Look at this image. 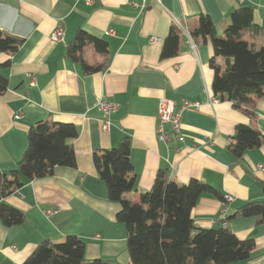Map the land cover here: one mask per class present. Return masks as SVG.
Returning <instances> with one entry per match:
<instances>
[{"label": "crops", "instance_id": "1", "mask_svg": "<svg viewBox=\"0 0 264 264\" xmlns=\"http://www.w3.org/2000/svg\"><path fill=\"white\" fill-rule=\"evenodd\" d=\"M133 1L0 2V29L24 38L14 54L0 53V63L10 59L3 69L7 88L0 93V172L16 167L35 122L50 117L74 124L78 132L68 140L76 166H56L52 174L26 181L4 199L24 213V220L12 226L0 222V264H22L41 241L61 243L68 235L83 240L87 260L132 264L126 226L116 220L120 203L107 198L92 161L94 151L115 146L124 136L130 141L136 180L135 188L124 193L130 202L152 186L159 169L177 183L197 179L222 196L230 195L226 217L245 202L264 199V145L247 149L240 158L227 150L237 124H249L264 137V92L254 100L252 120L229 101L211 102V43L191 32L199 17L207 15L216 34L222 35L229 13L249 6L261 32H246L243 39L256 47L264 45V0H148L143 11ZM178 23L184 27L178 53L161 58L164 38ZM59 25L64 27L63 37L52 41L50 33ZM109 28L113 34L106 35ZM78 29L106 42L101 52L91 43L80 51L88 65L99 66L94 71H84L67 55ZM224 62L216 59L220 65ZM101 97L116 104L108 131L100 128ZM162 99L176 108L182 99L200 102L197 110L181 111V140L157 139ZM223 204L214 194H202L191 212L194 223L214 227ZM225 225L238 239L250 238L255 244L249 258L225 264H264V222L247 216Z\"/></svg>", "mask_w": 264, "mask_h": 264}, {"label": "trees", "instance_id": "2", "mask_svg": "<svg viewBox=\"0 0 264 264\" xmlns=\"http://www.w3.org/2000/svg\"><path fill=\"white\" fill-rule=\"evenodd\" d=\"M210 40L212 55L209 65L213 70L212 93L219 100L229 101L252 120L254 100L264 92V45L256 47L243 39L244 33L259 35L261 27L253 22L252 8L242 6L233 9L224 25L222 35L215 32L207 15H201L191 31ZM180 29L172 25L164 38L161 58L176 55L179 49ZM24 38L0 29V53L14 54ZM91 43L95 51L106 48V42L78 29L69 42L67 55L81 64L86 72L99 66L88 65L80 51ZM225 59L223 65L216 59ZM10 59L0 63V93L7 88L8 79L3 69ZM78 132L72 123L54 121L50 117L30 126L27 147L16 167L0 172V222L5 226L21 224L24 213L6 203L4 199L26 181L52 174L56 166H76L74 151L68 140ZM264 145V137L249 124H237L227 150L236 158L250 148ZM92 161L98 177L106 185L107 198L120 203L116 220L126 226V245L132 264H225L250 257L254 249L253 239H238L219 220L214 227H200L194 223L192 209L204 193L218 196L212 186L191 179L177 183L159 169L152 186L139 194L136 202H130L124 193L135 188V174L130 160L129 138L122 137L115 146L96 150ZM255 216L264 222V199L248 201L241 205L225 221L238 217ZM22 264H112L84 256V242L75 235H68L61 243L48 239L41 241Z\"/></svg>", "mask_w": 264, "mask_h": 264}, {"label": "built area", "instance_id": "3", "mask_svg": "<svg viewBox=\"0 0 264 264\" xmlns=\"http://www.w3.org/2000/svg\"><path fill=\"white\" fill-rule=\"evenodd\" d=\"M2 0H0L1 2ZM91 1V0H86ZM158 1V0H154ZM148 0H134L132 2V5L139 8L140 11H143L147 7ZM178 28L180 30L184 29L179 23L177 24ZM106 35L113 34L112 29H107L104 32ZM64 34V27L62 25L57 26L51 33H50V39L52 41H59L62 39ZM154 37H151L150 40H154ZM34 81V78L32 77V82ZM219 100L218 95H212L210 97L211 102H217ZM97 107L101 111V119H100V128L102 131H108L110 127V116L111 113L114 112L116 109V104L113 103L110 100H107L105 97H101L97 102ZM200 107L199 101H190L186 99H182L180 101L179 107H175L174 103L169 100L162 99L160 100L158 104V110H157V123H156V136L157 139L160 141H168L171 137L176 138L177 140H181V134H180V113L182 110L185 109H194L197 110ZM19 116V114L16 115V117ZM259 168L262 167V165L258 166ZM225 203L223 204V208L220 212V214L213 220V222H219L221 220L222 225H225V204L228 201L232 200V197L230 195H224ZM52 211L47 210L46 213H51Z\"/></svg>", "mask_w": 264, "mask_h": 264}]
</instances>
